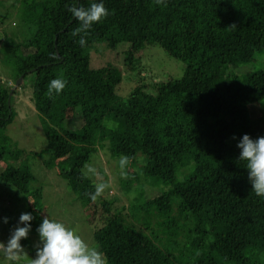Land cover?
Masks as SVG:
<instances>
[{
  "label": "trees",
  "instance_id": "obj_1",
  "mask_svg": "<svg viewBox=\"0 0 264 264\" xmlns=\"http://www.w3.org/2000/svg\"><path fill=\"white\" fill-rule=\"evenodd\" d=\"M94 2L101 0L19 2L30 34L17 41L5 31L0 53L13 83L0 79V140L17 115L18 89L9 104L10 92L24 75L20 88L29 79L42 118L45 164L65 160L58 174L87 211L108 264H264V197L252 191L236 146L244 134L264 136V67H252L264 50V0H102L110 14L81 47L69 8ZM124 40L123 67L92 66V50ZM150 44L185 62L183 75L144 82L137 52ZM129 71L139 78L124 97L118 87ZM61 74L67 86L50 99L49 82ZM78 115L81 124L70 126ZM100 151L132 158L128 178L114 177L123 191L147 178L164 186L127 211L105 192L92 201L87 194L101 180L81 173ZM24 152L0 141V183L33 215L22 241L36 252L43 187L26 162L10 161Z\"/></svg>",
  "mask_w": 264,
  "mask_h": 264
},
{
  "label": "rangeland",
  "instance_id": "obj_2",
  "mask_svg": "<svg viewBox=\"0 0 264 264\" xmlns=\"http://www.w3.org/2000/svg\"><path fill=\"white\" fill-rule=\"evenodd\" d=\"M30 0H0V49L2 48L3 41L5 40V31L10 34H16V40H23L29 34L30 30L25 23L20 19L19 9L17 8L19 2L22 4ZM110 44H104L96 50H92L91 64L94 68L104 65L113 64L123 67L124 50L130 47L127 41H121L113 48ZM258 58L256 65L252 67H264V50L258 51ZM137 57L140 59L139 72L140 77L147 81H159L168 77L179 78L183 75L185 69V62L175 57H172L167 51L158 44H150L137 52ZM138 63V61H137ZM244 66L241 68L243 69ZM250 68V65L247 66ZM12 69L10 64L5 62L0 53V79L3 82L7 80L12 84L11 76ZM124 75L123 81L118 87V93L121 96L127 97L136 85V80L139 76L138 72L129 71ZM27 83L20 88L18 86V93L16 94L15 109L17 115L14 120L8 125L6 135L0 141L9 147L23 149L25 152L16 159L15 156L11 160H21V163L26 162V170L31 175L35 176L33 181L34 186L43 187L44 216L49 219L56 218L57 221L65 224L67 227L73 229L79 234L90 246H99L101 241L98 242V236L95 233L94 227L87 220V211L81 208L78 203L73 200V191L67 185L59 174V169L62 168L63 162H57L55 166H48L45 164L48 155L46 135L43 129L41 115L35 108L32 100V90ZM15 85V84H14ZM259 107L256 108L258 110ZM79 118L70 120L74 127L81 124ZM119 157L114 158L110 155L109 151H100L96 153L91 161L87 164L94 166L99 173V176H91L101 180V178L109 184L105 189L108 199L119 201V205L126 206V211L132 209L139 201L143 200L147 195L157 192V187L164 186L159 180L154 178H147L141 183H137L132 189L123 191L121 189L119 180L114 178L117 173H120ZM119 183V184H118ZM5 184L0 183V241L7 242L10 231L18 223L20 215L23 213L24 202L8 198L3 191ZM157 189V190H156ZM159 191V190H158ZM110 192V193H109ZM14 196H12L13 198ZM6 205V206H5ZM5 207V209H3ZM8 218V223H3V218ZM33 243L36 245L39 241V235L32 236ZM28 255L21 261V264H30L32 258L35 257L36 252L27 250L25 243L21 241ZM0 264H10L2 254H0Z\"/></svg>",
  "mask_w": 264,
  "mask_h": 264
},
{
  "label": "clouds",
  "instance_id": "obj_3",
  "mask_svg": "<svg viewBox=\"0 0 264 264\" xmlns=\"http://www.w3.org/2000/svg\"><path fill=\"white\" fill-rule=\"evenodd\" d=\"M157 5H166V0H155ZM72 16L79 22V26L72 32L73 36H79L77 43L84 47L87 44L86 36L89 30L96 23L101 22L109 16V10L102 2H94L89 7L69 8ZM233 24L230 27H235ZM53 59L58 57L53 54ZM67 86V80L61 76L52 79L47 88V95L51 99L53 94L59 95ZM233 139H236L233 136ZM240 149L239 161L246 162L248 178L252 191L259 197H264V136L253 139L244 134L237 143ZM131 157L122 155L119 160L121 176L127 179L126 169L131 163ZM82 177L99 176L97 169L86 164L82 169ZM109 187V184L102 178L95 184V192L88 193L92 201L101 197ZM31 202V201H30ZM34 219L31 213H22L18 223L10 231L7 242L0 241V254L10 264H21V261L28 255L21 241L27 239L31 232V221ZM3 223H8V218H3ZM39 241L35 245L36 254L30 264H108L106 254L99 246H90L79 234L65 224L49 219L45 216L37 228Z\"/></svg>",
  "mask_w": 264,
  "mask_h": 264
},
{
  "label": "water",
  "instance_id": "obj_4",
  "mask_svg": "<svg viewBox=\"0 0 264 264\" xmlns=\"http://www.w3.org/2000/svg\"><path fill=\"white\" fill-rule=\"evenodd\" d=\"M23 78H24V75H21V76L17 79V81H16L14 87L12 88V90H11V92H10L9 104H10L11 96L13 95L14 90L19 86V84L22 83Z\"/></svg>",
  "mask_w": 264,
  "mask_h": 264
}]
</instances>
